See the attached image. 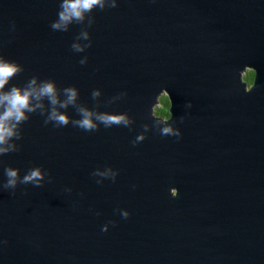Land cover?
Masks as SVG:
<instances>
[{
    "label": "water",
    "instance_id": "obj_1",
    "mask_svg": "<svg viewBox=\"0 0 264 264\" xmlns=\"http://www.w3.org/2000/svg\"><path fill=\"white\" fill-rule=\"evenodd\" d=\"M59 4L0 0V54L24 68L6 87L51 78L89 107L99 88V110L133 124L85 132L31 114L0 185L8 165L47 175L0 187V264H264V0H117L93 10L80 53L83 25L50 27ZM163 94L168 117L155 113ZM109 166L115 180L92 175Z\"/></svg>",
    "mask_w": 264,
    "mask_h": 264
},
{
    "label": "clouds",
    "instance_id": "obj_2",
    "mask_svg": "<svg viewBox=\"0 0 264 264\" xmlns=\"http://www.w3.org/2000/svg\"><path fill=\"white\" fill-rule=\"evenodd\" d=\"M116 6L117 0H60L57 19L51 22L50 27L54 31L66 32L74 23L83 25L70 47L76 53L84 52L91 47V34L88 29L95 22V17L91 15L93 10L103 11ZM81 41H86V43ZM87 59L88 57L84 56L79 63L85 64ZM23 71L22 64L0 54V156L20 150L17 141L22 139L21 126L30 119L33 113L44 117L45 125L52 123L54 127H65L71 124L85 132H95L101 125L104 128H110L112 126L130 127L133 124V118L127 112L99 110V97L102 95L99 88L93 89L91 97L96 104L94 107H89L79 102V89L76 86L69 85L61 89L51 78L41 79L38 75H32L23 84L13 83L10 87H6L14 76ZM120 95H125V93ZM118 98V96L113 97L112 101ZM70 106L75 109L78 118H73L68 114L67 109ZM191 106V101L185 104V107ZM179 119L182 122L183 116ZM150 127L152 126L148 124L143 125L144 130L132 141L133 145L146 138ZM155 127L162 136L180 137L181 135V130L173 127V123L163 125L156 123ZM3 173L6 177L0 185L3 189H15L18 184H32L39 187L42 186L47 175L41 166L30 167L21 176L19 168L8 165L3 169ZM92 175L102 178L110 177L115 180L118 170L110 166L104 169L97 168ZM100 182L97 181V183ZM121 215L126 219L130 212L124 209ZM107 227V224L104 225L102 230H106Z\"/></svg>",
    "mask_w": 264,
    "mask_h": 264
},
{
    "label": "trees",
    "instance_id": "obj_3",
    "mask_svg": "<svg viewBox=\"0 0 264 264\" xmlns=\"http://www.w3.org/2000/svg\"><path fill=\"white\" fill-rule=\"evenodd\" d=\"M249 75V76H248ZM246 76H244V78L246 80H252L253 79V73L251 74H248ZM160 104L155 107V113L157 115H161V116H164V117H167L169 115V112H168V109H169V99L167 97L166 94H163L160 96Z\"/></svg>",
    "mask_w": 264,
    "mask_h": 264
},
{
    "label": "flooded vegetation",
    "instance_id": "obj_4",
    "mask_svg": "<svg viewBox=\"0 0 264 264\" xmlns=\"http://www.w3.org/2000/svg\"><path fill=\"white\" fill-rule=\"evenodd\" d=\"M251 73H253V75H254V71L251 70V69H248L247 72L244 73V76H246V75H248V74H251ZM248 76H249V75H248ZM253 77H254V76H253ZM244 79H245V78H244ZM245 80H246V79H245ZM252 81H253V79H252L251 81H250V80H247L249 86L252 84ZM167 117H168V116H167Z\"/></svg>",
    "mask_w": 264,
    "mask_h": 264
},
{
    "label": "rangeland",
    "instance_id": "obj_5",
    "mask_svg": "<svg viewBox=\"0 0 264 264\" xmlns=\"http://www.w3.org/2000/svg\"><path fill=\"white\" fill-rule=\"evenodd\" d=\"M159 104H160V102L158 103V105H159ZM158 105H157V106H158ZM157 106H156V107H157Z\"/></svg>",
    "mask_w": 264,
    "mask_h": 264
}]
</instances>
